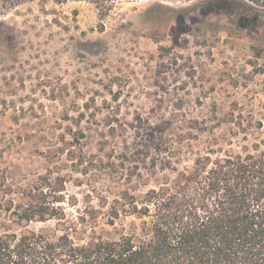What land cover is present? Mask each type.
<instances>
[{
  "label": "rangeland",
  "instance_id": "obj_1",
  "mask_svg": "<svg viewBox=\"0 0 264 264\" xmlns=\"http://www.w3.org/2000/svg\"><path fill=\"white\" fill-rule=\"evenodd\" d=\"M206 1L119 2L102 21L85 3L0 15V221L46 179L59 232L115 237L104 223L123 193L157 189L197 157L264 149V12L249 5L262 27L247 35L232 27L252 12L215 4L202 20Z\"/></svg>",
  "mask_w": 264,
  "mask_h": 264
},
{
  "label": "trees",
  "instance_id": "obj_2",
  "mask_svg": "<svg viewBox=\"0 0 264 264\" xmlns=\"http://www.w3.org/2000/svg\"><path fill=\"white\" fill-rule=\"evenodd\" d=\"M36 1L85 3L102 21L116 3L135 0H0V15ZM234 1L264 12V0ZM213 156L140 197L123 193L104 223L115 237L94 226L83 237V220L79 235L75 226L59 232V199L44 179L0 221V264H264V149ZM120 217L130 222L117 229ZM54 220L53 228H29Z\"/></svg>",
  "mask_w": 264,
  "mask_h": 264
},
{
  "label": "flooded vegetation",
  "instance_id": "obj_3",
  "mask_svg": "<svg viewBox=\"0 0 264 264\" xmlns=\"http://www.w3.org/2000/svg\"><path fill=\"white\" fill-rule=\"evenodd\" d=\"M215 4L217 6L220 3L217 0H209L200 5L202 20H206L209 16H218L217 13L212 9L213 5ZM238 18L237 24H234L232 28L237 29L240 33L256 35L258 33V28L262 27V21L260 18L254 19V15L238 16Z\"/></svg>",
  "mask_w": 264,
  "mask_h": 264
},
{
  "label": "water",
  "instance_id": "obj_4",
  "mask_svg": "<svg viewBox=\"0 0 264 264\" xmlns=\"http://www.w3.org/2000/svg\"><path fill=\"white\" fill-rule=\"evenodd\" d=\"M220 4H218L216 6L217 9L219 10H227V11H232L233 9H239V11L244 12V14L248 13V12H252V10L250 8H247V6H245L242 3H237L234 0H220L219 2ZM254 15V19H258L260 18L259 13L256 12L253 14Z\"/></svg>",
  "mask_w": 264,
  "mask_h": 264
}]
</instances>
